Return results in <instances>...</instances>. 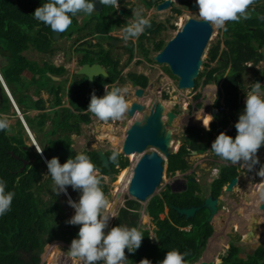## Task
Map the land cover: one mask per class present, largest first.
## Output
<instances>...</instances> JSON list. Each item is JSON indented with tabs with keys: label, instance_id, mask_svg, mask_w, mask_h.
Segmentation results:
<instances>
[{
	"label": "trees",
	"instance_id": "obj_1",
	"mask_svg": "<svg viewBox=\"0 0 264 264\" xmlns=\"http://www.w3.org/2000/svg\"><path fill=\"white\" fill-rule=\"evenodd\" d=\"M156 1L159 0H149L147 6H152ZM45 2L47 0H0V54L2 56L0 73L27 125L43 149V153L47 159H51V146L64 147L71 144L73 139L70 136L80 134L81 123L90 121L88 113L83 110L88 107L91 94L94 92L99 97V93L88 87L84 79L83 81L73 79L75 83L69 84L67 88V92L71 96L68 107L63 105L62 101L65 94H62L65 92L63 85L68 82V79H63L56 84L48 85V91L51 94L49 109L45 106V98L34 99L28 93V89L32 85H37L38 81H41V77L37 78V74L50 79V76L47 73L45 75V72L53 75H62L66 72L62 65L56 66L48 61L40 65L24 54L29 49L44 54H51L55 51L52 30L34 19L32 15L34 10ZM129 11L130 9H128V13ZM117 12L118 10L102 5L101 11L97 13L101 17L100 21L95 24L94 30L99 32L101 38H106L112 29L120 26L121 22L116 17ZM174 12L176 15L181 14L180 9H174ZM113 16L116 18L113 19ZM260 16H264V1L262 0H258L251 19L241 20L238 23L226 22L227 30H222L224 49L220 51V41L210 48L208 58L204 62V71L199 74V78L195 79L194 90L201 86L200 91L195 96L197 101L190 106L199 109L202 106V101L206 98V94L211 88L213 89L212 85L215 84L214 88H217L216 100L207 114L212 115L214 119L210 123V130H205L202 119L197 126L188 127L189 137H186L177 152L170 153L168 156L167 171L171 174H175L176 171L186 172L190 168L187 159L184 158L188 147L197 150L199 153L209 151L212 141L221 132L235 138L236 129L234 125L238 117L230 115L234 120V125L231 132L226 131L225 128L230 116L221 108L218 101L223 96L224 105L228 109H238L239 93L244 89L243 73L246 71L247 62L256 65L264 59V54L260 51L264 46V20L260 19ZM150 20L151 28L145 30V33L138 38L136 45L130 41L128 62L135 56V48L140 50L145 59L149 58L148 49L144 45L149 39L147 35L154 36L164 29L162 22L153 18ZM73 22H77L76 17H73ZM68 32L62 33L61 37ZM164 44V40L160 39L155 43L154 48L160 50ZM98 57L104 64H106L105 60L110 62L112 70L115 71L114 76L109 77L106 82L118 78L121 71L115 66L119 61H109V52L105 50L101 54L98 52ZM215 61L217 64L210 67ZM39 66L44 68L41 70ZM202 77L203 80L200 82ZM256 77L257 79H264V66ZM127 79L137 88H144L148 83L147 76L136 72H128ZM36 85L34 92L35 95H39L42 88ZM0 93V118H3V114L9 112L12 104L2 88H0ZM33 110L38 112L35 115H30ZM52 112L54 117L51 116ZM13 114L16 115L15 112ZM48 120H51L53 124L52 128L48 130L51 135L45 131ZM10 128V131H0V180L6 181V191L14 192L15 196L11 211L0 216V264H38L45 245L59 239L71 243L72 239L78 238L79 227L66 223L67 219L63 214L64 210L58 195L53 192L54 184L51 177L46 176L45 180L43 179L44 173L47 174L48 170L40 154L36 153L35 160L30 161L29 150H32V147L26 145L23 139V124L17 116L16 123L10 125ZM46 135L50 137L44 139ZM113 151L110 149L106 153L110 156ZM82 153L89 156L96 168L106 175L115 174L128 165V159L122 153L119 157V167L111 164L109 169L101 166L97 150L84 149ZM128 157L133 162V156L130 153ZM58 159L61 164L66 162L65 158ZM130 169H132L131 164L122 169L119 175L127 174ZM236 175H238L237 166H222L218 177L211 182L210 193L219 196L223 186ZM193 177V173L186 175L187 188L185 190L174 192L167 186L161 193L153 195L148 200L144 212L152 219V226H140L139 224L141 201L133 199L125 201L126 206L119 209L115 226L136 227L144 234L141 246L135 253L125 249V257L128 259L125 264H139L141 259H148L152 264H158L164 259L166 252L172 250L182 254L187 253L184 258L185 264H199V259L205 251L207 239L214 233L212 224L206 221L209 211L206 208H201L193 217L186 219L184 216H179L173 207H188L200 205L203 202L204 195L200 183L192 180ZM35 180L37 187L31 191ZM101 186L106 193L108 187L103 183ZM68 190L71 197L76 201L80 192L73 190L72 187ZM262 190H264L263 182H256L251 189L256 193L255 199L259 202ZM117 191L125 200L127 194L124 189L118 186L115 188L116 193ZM44 196L48 198L44 199ZM112 198L113 195L110 194V198L107 200ZM116 204L120 206L118 202ZM260 204L262 203L260 202ZM165 208H168V212L161 216ZM247 218L237 220L232 225L231 234H236L238 238L246 236V233L251 231L247 228L248 224L246 225L249 222ZM150 234H154L158 240L150 238ZM254 235L252 234V237ZM241 253V247L231 242L220 251L219 260L222 261L221 264L264 263V248L262 247L256 248L254 253L247 255L246 258H243ZM55 254L52 256L51 264H55L59 259ZM69 259L74 262L72 258Z\"/></svg>",
	"mask_w": 264,
	"mask_h": 264
},
{
	"label": "clouds",
	"instance_id": "obj_2",
	"mask_svg": "<svg viewBox=\"0 0 264 264\" xmlns=\"http://www.w3.org/2000/svg\"><path fill=\"white\" fill-rule=\"evenodd\" d=\"M99 3L104 7L105 6L110 7L113 10H118L120 6L119 0H99ZM173 3L174 1H172L170 7H172ZM257 3L258 0H196V4L198 6L199 18L202 21H205L208 24H210V26L214 27L216 30H225V31L227 30L226 22L238 23L241 20L251 19L252 13L255 12V6L257 5ZM95 11L96 10L94 8V4L92 3V0H47V2L37 7L32 13V15L34 19L50 27L52 33L53 32L60 33L61 36L62 33L67 31L69 27L72 25L73 17H76L77 24L79 23L78 22L79 16L85 19L84 24L82 25L84 26L86 20L88 21L92 20V22L94 21L91 15ZM132 17H134V19H131L128 22H126L123 27L120 25L112 29L108 33V36L110 38H113V41L117 40L111 34V32L120 28L119 31L120 39L127 43L129 41L138 39L142 34L145 33V30L147 28H151L152 26L151 20L144 16V10L142 8H137L135 10H132ZM259 18L264 20V16H260ZM95 24H93L92 30L95 36H97L99 32H96L94 30ZM82 26L80 25V27ZM72 33L73 31L70 34ZM86 36L87 35L83 34V37ZM108 36H106L105 39H109ZM54 40L56 41V39ZM142 58L145 57L142 56ZM247 64H252V63L247 62ZM54 65L63 66V64H59V65L54 64ZM248 67H251V65H249ZM144 75L146 76V74ZM54 76H60L62 78L61 75H54ZM118 78H122V75H119ZM63 79L65 78H62L60 80H56V79L53 80H55L56 82H60ZM65 85L69 86V81ZM67 88L65 90L66 92L65 95H67L68 98H63L62 101H63V105H67L69 107L68 102L71 96L69 92H67ZM137 89L138 88L136 87L135 91ZM145 90L146 87H144V92ZM127 92H128L127 88H120V87H115L110 91L105 89V93L102 97H97L93 92L91 94L90 102L88 104L86 112H90L91 114L94 115V117H96L101 122L120 121L125 118V116L129 113L132 107V105L126 99ZM213 92H214V97L211 100L212 106L214 105L216 100L217 88H215V91ZM207 97L208 95L206 96V98ZM224 101H225L224 97L222 96L221 98H219L218 102L220 103L221 108L225 110L226 114L229 116L230 115L237 116L235 115V111L240 108L236 110L228 109L224 105ZM239 104L242 105L241 92L239 93ZM201 107L203 108V105ZM201 107L199 109H201ZM47 108L49 109V106ZM15 109H16L15 112L17 118H19L21 122L24 121L23 123H26L21 111L20 113L22 114V118L19 116L17 112V109H19L18 106ZM193 109L196 108L194 107ZM35 111L38 112L37 110ZM83 111L85 112V109ZM206 116L207 119L206 120L202 119V124L205 130H210L209 126L211 121L214 119V117L212 115H206ZM237 117L238 120L234 125V120L230 116L228 118L229 122L225 128L226 131L231 132L234 125L236 129L235 138L226 135L224 132H221L212 141L211 148L209 149V151L199 153L197 150H193L190 149V147H188V151L186 152L185 156L188 157L186 159L188 161L189 167L192 168L193 171L190 170L189 168L186 172L176 171L175 174L186 173V175H190L193 173L194 177L192 178V180H196L197 182L200 183V172H198L196 168L197 166H202L203 163L204 164L206 163L201 162V160H198V162H196V160H193L194 157L191 154L193 153L195 155H203V154H208L209 152H212L221 160L227 162L226 164H222L221 166L214 165L212 166L211 169H209L208 171L209 172L208 175L210 178L208 179L209 190H210L211 182L218 177L220 168L222 166L240 165L251 171L253 166L259 163L257 152L260 149V147L264 145V86H262L259 82H253L251 84L250 90L247 93H245L244 109L243 112L239 114V116ZM139 122L143 124V120ZM230 122L232 125L228 126ZM82 125H85V123L84 122L81 123V127ZM10 130L11 128L8 118L6 116L0 118V131H10ZM27 134L29 135L28 132ZM76 135L77 134H72L71 137L73 138ZM183 143L184 141H182L180 145H178L177 149H173V150L177 152ZM71 144H73V142ZM170 147H171L170 153H172L173 152L172 148H174V146L172 145ZM35 150L39 154L43 152V149L38 151L36 147ZM103 150L106 152L108 149H103ZM81 151L83 152V149ZM121 153L123 154V152L120 150H114L112 154L108 156L107 158L108 161L111 164H114L117 167H119V157ZM127 155L128 154H123V156L125 157ZM167 159L168 157L166 158V160ZM208 162L209 161H207V163ZM45 165L47 166V170H48L47 176L51 177L54 184V188H53L54 193H56L57 195H59L61 192L66 193L67 186H71L73 190L80 192V197L78 202L74 201V199H72L73 201L71 199L68 200V204L70 207L74 209L75 214L69 220L66 221L67 224L80 225L79 231L77 233L78 238L72 239L70 246L67 250L71 258L74 260L75 264H125V262L128 260L125 257V249H127L128 252L135 253V251L141 246L144 234L136 227L128 228L126 226L117 225L109 229L108 227L109 220L111 218H116V217L105 211L109 209L110 203L106 199L105 193L102 190L101 183L105 184L109 189L108 184L105 183V177L110 175H106L102 173L99 169H97L96 166L92 163L90 157L84 153H76V155L73 158L67 159L66 162H64L63 164L59 162L58 157H52L51 159L46 160ZM128 166H130L129 161L126 167ZM124 168H121L117 173H115L116 176ZM194 173H197V176H195ZM257 174L261 177H264V167H262ZM234 177H238V176L236 175ZM226 185L223 186L222 193L223 191H225V193H233L234 189L237 186V183L234 185L233 191H226L225 190ZM6 188H7L6 181L0 180V216H3L11 211L12 201L15 196L14 192L6 191ZM186 188H187V179L184 180L183 186L171 190L177 192V191H183ZM222 193L218 196L219 209L221 202L220 196L222 195ZM209 194H203V195L204 197H206ZM222 200L224 199L222 198ZM225 200L226 203L225 206H223V209H226L228 211L230 206L232 205L234 206V201L229 197V195L228 197L225 198ZM260 202L264 203V190H262L260 193ZM233 211H235V209ZM228 213L230 214L231 211L229 210ZM240 216L241 215H239L238 217ZM106 229L107 231H105ZM213 234H215V232ZM149 237L158 240L154 234H150ZM186 255L187 253L182 254L176 250L167 251L164 259L159 261L158 264H185L184 258ZM201 257L199 259V264L201 263ZM217 260L216 258H214L213 260H211L210 264L222 263V261L219 260V255ZM139 264H152V262L148 259H141Z\"/></svg>",
	"mask_w": 264,
	"mask_h": 264
},
{
	"label": "rangeland",
	"instance_id": "obj_3",
	"mask_svg": "<svg viewBox=\"0 0 264 264\" xmlns=\"http://www.w3.org/2000/svg\"><path fill=\"white\" fill-rule=\"evenodd\" d=\"M172 1H174V0H172ZM183 1L184 0H176V1H174V5H172V7L168 8L166 10H160V11L156 10V4L158 2L155 3L154 6H152V7L149 6L148 8L146 7L147 3L145 1H144V3H146V6H145V4L142 3V1L138 0L136 2L135 8L132 10H135L137 8H142L144 10V16L146 18H149V19L153 18L156 21H160V22H162L161 24L164 26V29L160 30L154 36L151 34L147 35V37L149 39L146 40L144 45L148 49L149 58L146 61L144 60V58H142L140 50L138 48H135V56L132 57V59L128 62L129 51L127 50V47L130 45V41L127 43L122 41V42L118 43L117 45H115V47L114 46L111 47L109 45L107 46V49H109L110 55L113 57V59H116L119 61V69L118 70L121 71L120 75H122V78H119L120 79L119 80V86H120V88H127L128 89L126 99L129 103H131V101H133L137 97H136V91H135L136 87L127 79L126 74L128 72H142V73L146 74V76L148 78V83H147L146 90L144 93H145V95L151 94L153 96V98H156V102H158L160 100L163 102L164 99L169 100L173 96L176 103L173 106V108H170V107L169 108L172 109V111H174L175 113H177L183 119V122H182V126L180 128H176L173 130L172 137L175 140V146H174V148H172V150L177 149L178 145H180V143L182 141H185L186 137L187 138L189 137L188 127L197 126L199 124V121L201 119H206V117H207L206 115L208 114L207 113L208 111H205L202 107H201V109H193L190 106V105H193L197 101L195 96L200 91L201 86H198V88L196 90L188 89L189 91H185V92H183V89L179 90L178 84H177L178 78H176V76H174L168 70V68L165 64L158 63V62L153 60V56L158 52L154 48L155 43L160 39H162V40H164V42H166L176 33V31L180 27V25H178L179 18L184 20V21L188 17H194V18L200 19L198 16V9L197 10H191L189 7L190 3L191 2L196 3V0H188L187 4L184 3ZM262 1H264V0H262ZM174 9H180L181 14L176 15V13L174 12ZM97 13H99V11H95L91 15V17L94 19V21L92 22V20L91 21L86 20L84 26H82V25L84 24L85 19H83L79 16L78 17V22H79L78 24L79 25L77 24V22L76 23L73 22L72 25L69 27V29L65 32H68L69 30L70 31L68 33H66L65 36H62V37L59 36L56 39L55 43L53 44V47H55V51L52 52L50 55L46 54V53L44 54V53L37 52L34 49H29L28 51H25L24 54L30 60H32L35 63L40 64V65L45 61L54 62L57 65L64 64L67 67L68 71H66L61 76H63V78L67 77L69 80H71L74 77V76L71 77L73 70L77 69V67H78L77 62L75 61L76 55L74 54V52H76V48L79 47V44H81L80 39L83 38V34L87 35L86 37H89L91 39H98V36H93L94 32L92 30L93 24H95V22L97 23L98 21H100L101 15L100 14L97 15ZM131 14H132V12H131ZM80 25L82 27H80ZM84 28H86V29H84ZM119 30L118 29L114 30L111 32V34L115 35L117 33V31H119ZM72 31L74 34L72 37H69V34ZM78 32H79V34H78ZM77 35H78V37H77ZM222 35H223L222 30H216L213 27V32L211 34L210 40H209V42H208V44H207L206 48L204 49V52L201 56L202 59L204 60V62L208 58V52H209L210 48L213 45H216L218 41H220V45H219L220 51L225 48V46L222 42V40H223ZM102 41L104 44H107V42H108V41L106 42L105 38H102ZM52 43H53V41H52ZM134 44L136 45V43H134ZM84 48H85V45L83 47L80 46L78 48V53L83 54ZM260 51L264 54V46L260 49ZM102 52H103L102 46L99 45V53L101 54ZM216 64H217V62L215 61L211 64L210 67L215 66ZM249 65H251V67H248ZM263 66H264V59L261 60L260 62H258L256 65L247 64L246 71H245V73H243L244 89L241 90L242 105L239 104L240 109L235 111V115L239 116V114H241L243 112L245 93H247L250 90L251 84L253 82H256V79H257L256 75L263 68ZM39 68L42 70L44 67L39 66ZM204 68H205L204 65L201 66V69H200L201 72L204 71ZM46 73L47 72H45V75H46ZM160 73H162V75H160ZM165 76H167V80L169 79L168 81L163 79ZM37 77H41V81H38V84L37 85L35 84V85L38 87H41L42 88L41 90H43L44 92L42 93V91H41L39 95H35V92H34L35 85H32L28 89V93L31 94L34 99H37L38 97H42V98L44 97L45 101H46L45 106L48 107V106H50V102H51L50 101L51 95L49 96V94H48L49 93L48 85L49 84H56L57 82L55 80H53L52 77H50V79H49L48 77H45L43 75L39 76V74H37ZM202 80H203V77L199 81L202 82ZM214 85H212L213 89L211 88L209 90V92L215 91ZM261 85L264 86V81L261 83ZM67 87H68L67 85H63L64 90H66ZM64 93L66 94V92H62V94H64ZM65 94H64L63 98H68V96ZM175 95H176V99H175ZM207 95L208 94H206V96ZM138 101L140 103H144L145 99H144V97H141L140 100H138ZM202 103H204V101H202ZM15 111H16V109L11 106L9 112L3 114L4 117L6 116L8 118L11 126L16 123V115L13 114V112H15ZM36 113L37 112L34 110L32 113H30V115H35ZM51 116L54 117L53 112H52ZM90 116H91L90 118H92V121L89 123H86L85 125H82L81 133L77 134V137L72 138V139H74L73 143H74V146L77 149V151H81L82 149L83 150L84 149L97 150V148L98 149H108V150L112 149V150H120L121 151V149H119L118 146H113L112 142L109 141L107 134L110 133V134H113L116 136H118V135L121 136L123 133V129H125L126 124L128 122L127 120L129 119L130 116L127 114L124 119H122L120 121H114V123H113V121H109V123L100 122L96 117H94L93 114H91ZM131 118L133 121L135 119V116H133ZM23 122L24 121H22L21 123H23ZM118 124H119V126H118ZM109 125L113 126L112 131L108 129ZM231 125L232 124L230 122L228 126H231ZM52 126H53V124H52L51 120H48L46 122V129H45V131H47L46 133H48V130H50L52 128ZM17 128L19 129V127H17ZM23 129H24V133H25L24 134L22 132L23 139H24L26 145H28V146L31 145V147H32V150H29V152H30L29 156H30V161L33 162L34 159L32 157L34 156V154L37 153V151L35 150L36 153L34 152L35 147H33L32 140H31L30 136L27 134V131H26L24 125H23ZM48 134L51 135L50 133H48ZM33 135H34V133H33ZM34 137H35V135H34ZM47 137L49 138L50 136L46 135V137L44 139H46ZM179 141H180V143H179ZM152 149L156 150L154 148H150V150H152ZM172 153H175V150H173ZM130 154L133 156V162L131 161V158L128 157V155L126 157L132 166L131 173H127L124 175H119V173H118L117 176L115 174V175H110V176L105 177V183L108 184L109 189H110V190L108 189V191L105 193L106 199L110 198V194L114 192L115 196L118 197L120 201H123L122 195L120 193L118 194V191H117V193L114 191L115 188L120 186V185L124 186L125 192L127 194L125 196L124 204L121 202L119 203L120 206H118L116 203L113 204V208L114 209L117 208L116 212L113 211L114 209L110 208V210H112L110 214L114 215L116 218H111L109 220V225H108L109 229L116 225L119 209L126 206V202H125L126 200L133 199L135 201H139L135 198L128 196L130 194V192H129L130 181L126 179V176L131 175V177H132L133 168L136 165L135 155L132 152ZM191 155L194 157L193 160H196V162H198V160H201V162L206 163V164L203 163L202 166H197L196 170L198 172H200V183H201L200 187H201L203 194H209L210 193L209 183H208V179H210L209 175H208L209 169H211L212 166H214V165L221 166L222 164H226L227 162L224 160H221L219 157H217L212 152H209L208 154H203V155H195L192 153ZM139 156H140V158L142 157L140 153H139ZM35 157H36V155H35ZM257 157H258L259 163L254 165L253 168L251 169V171H249L248 169H246L240 165L237 166V169L238 168L239 169H238V175H237L238 176V182H237L236 188L234 189L233 193H225V191H223L222 195L220 196V201H221L220 202V209L221 210L219 209L218 213L213 217V219L211 221L213 228L215 227V229H214L215 234H213L211 236V238L209 237L207 239L206 247H205V254L207 256L211 255V257H209V258L210 259L212 258V260L214 258H216L218 255H220L219 254L220 251L225 249V246L228 243H231V242L235 243V245H237L239 247H241V245L243 244L242 243L241 245H239L242 242V238H238L236 236V234H231L232 226H225V224H224L229 219H231V222L234 221L236 219L235 217L238 215L237 211H233L235 209V207L233 205L229 207L230 211L232 210L233 213L231 212L229 214L228 213L229 210L227 211L226 209H223V206H225V203H226L225 198L228 197V195L234 201V203H240V211H242V214L239 217L240 219H242L246 216H249V215L252 216V217L247 218L249 220V222L246 223V225L248 224L247 225L248 229H250V226H249L250 225L249 223L251 220L250 218H252V220H253V216L254 217L259 216L262 218V222L258 225V227L254 231H252V230L250 231L252 234H255V235L253 237H251V239H248V241L249 240H252V241L256 240L258 234L264 229L263 228V226H264V217H263L264 210L262 207L261 208L258 207L259 210H256L258 208L255 209L254 206H257L259 201L255 199L256 193L251 191L254 184L257 181H260V179H261V176H259L257 173L259 172V170L262 167H264V145H262L260 147V149L258 150ZM184 158H188V157L184 156ZM163 159L164 160H163L162 176H161L160 180L157 182L155 191L152 193V195L149 198L141 201V208L139 211V213H140V221H139L140 226H149V225L152 226L153 225L152 219L149 217V215H147L144 212L145 207L147 205L146 204L147 201L153 195L161 193L163 190H165V188L167 186H169V188H171L172 190L180 188L181 186H183L184 180L187 179L186 173L185 174L176 173L175 175H173L170 172H168L167 171V160H166V158H163ZM189 159H190V157H189ZM207 161H209V162L207 163ZM190 170L193 171L192 168H190ZM194 174H195V176H197V173H194ZM43 176H44L43 179L45 180L47 174L44 173ZM249 184H250V187H249ZM113 186H114V188H113ZM69 188H71V187L67 186V188H66V190L68 192H69V190H68ZM115 196H114L115 201H118ZM57 197H58L59 202H60V204L64 210L63 214H64L65 218L67 220H69L75 214L74 209L72 207H70L68 204L69 199L67 198V196L65 195L64 192H61ZM79 197H80L79 195H78V197H76V202H78ZM47 198H48L47 196H44V199H47ZM222 198L224 200H222ZM144 202H145V204H144ZM247 202H249V204ZM250 204H252L254 206H252ZM105 211L107 212L108 209ZM167 212H168V208H165V211L163 214H161V216L166 215ZM144 213L146 214V216H144ZM231 214H232V216H231ZM76 226L80 227V225H76ZM126 227L129 228V226H126ZM224 229H226L227 231ZM105 231H107V229ZM234 233H235V231H234ZM252 241H249V242H252ZM69 246H70V243L65 242L64 240H60V239L50 242L49 244L44 246V250L41 253V259H40V262L38 264H51L52 256L54 253H56L55 255H57L58 258H60L61 263L64 262V264H75V262H73L69 259V258H71V256L69 255V253L67 251ZM214 246H216V247H214ZM242 246H243V248L250 247L249 245H242ZM262 248H264V247H262ZM241 249H242V247H241ZM205 254L201 257V263L210 264V263H208V261H210V260L204 258ZM202 258H204V259L202 260Z\"/></svg>",
	"mask_w": 264,
	"mask_h": 264
},
{
	"label": "water",
	"instance_id": "obj_4",
	"mask_svg": "<svg viewBox=\"0 0 264 264\" xmlns=\"http://www.w3.org/2000/svg\"><path fill=\"white\" fill-rule=\"evenodd\" d=\"M186 1V0H184ZM96 11H100L102 5L99 0H92ZM171 0H162L156 5L157 10H164L171 6ZM191 10H197L198 6L195 2H191L189 5ZM122 12V11H121ZM213 27L201 19L188 17L183 25L176 31V33L166 41L164 46L153 56V60L165 64L168 70L178 78L177 84L179 89H194L195 79L198 78L201 72V66L204 64L202 54L206 48ZM60 33L53 32V39H57ZM117 41V40H114ZM2 58L0 54V59ZM77 74L87 77L88 87L94 88L93 79L95 76L102 75L107 78L108 73L100 63H83L77 69ZM53 79L60 80V76H54L47 72ZM264 81L262 78H258L256 82L260 84ZM116 87V86H115ZM114 87V88H115ZM0 88H2L9 97L14 108L17 104L12 97V94L7 87L1 73H0ZM144 88H138L137 94L142 96ZM1 95V93H0ZM214 92H210L208 97L203 103V108L208 111L212 106V98ZM132 105L128 115L133 117L136 113L144 112L145 105L140 103L138 99L131 101ZM143 120V124L139 121ZM135 119L126 131L124 141L122 143L121 151L123 154H129L131 152L140 153L142 157L137 161L133 168L132 177L129 184V197L137 200H146L155 191L157 182L160 180L163 171V158H167L171 152L169 146L170 139H173L172 134L174 128H180L182 118L174 111L170 110L164 115V106L161 101L155 102L154 107L150 113L144 114L142 119ZM25 129L29 133V136L34 143L38 151L41 150L38 142L34 138L33 133L28 128L26 123H23ZM149 148H154L156 151H147ZM145 152V153H144ZM196 152V151H194ZM76 153H82L77 151L74 144H69L64 147L51 146L50 156L65 158H73ZM161 153V154H160ZM43 162L46 164L47 157L42 152L40 153ZM97 154L101 161V166L106 169L110 168V162L108 161V155L103 149H98ZM238 177H232L227 183L225 190L233 191L234 185L237 183ZM37 187V181L33 182L31 191H34ZM185 188V186H184ZM119 194V193H118ZM65 195L68 199L72 198L69 192L66 190ZM73 201V200H72ZM264 210V203L261 204ZM179 216H184L186 219L193 217L195 213L201 208H206L209 214L206 218L207 222H211L213 217L219 211V197H215L211 194L204 197L203 202L200 205H191L188 207H176L173 206ZM119 209V208H118ZM252 233H246L245 238L251 239Z\"/></svg>",
	"mask_w": 264,
	"mask_h": 264
},
{
	"label": "flooded vegetation",
	"instance_id": "obj_5",
	"mask_svg": "<svg viewBox=\"0 0 264 264\" xmlns=\"http://www.w3.org/2000/svg\"><path fill=\"white\" fill-rule=\"evenodd\" d=\"M126 1V0H125ZM139 1H141V0H139ZM184 3H188V0L187 1H183ZM142 3L143 4H145L146 5V3H144V1L142 0ZM155 3H157V1L155 2ZM155 3L153 4V5H155ZM127 5H128V0H127ZM152 5V6H153ZM157 5V4H156ZM173 5H174V3H173ZM117 17H119V15L117 16ZM120 29V28H119ZM118 29V30H119ZM118 32V31H117ZM73 34L74 33H72V34H70L69 35V37H72L73 36ZM99 34H97V36H98ZM93 36H95V34H93ZM106 40V39H105ZM108 41V42H107ZM106 42H107V44H104L103 43V41H102V38L100 37V35L98 36V39H91V38H89V37H83V38H81L80 39V43L81 44H79V47L80 46H84L85 45V50H84V53L83 54H80V53H78V51L77 52H74V54L76 55V59H75V61L77 62V64H78V66H80L81 64H83V63H85V62H87V63H100L103 67H104V69L106 70V72L108 73V76H107V78H104L102 75H98V76H95L94 77V79H93V82H94V88H92V89H95V92L96 93H99V97H102L103 95H104V93H105V89L106 90H108V91H110V90H112L115 86L116 87H120L119 86V78H116L114 81H111V82H106L107 80H108V78L110 77V78H112L113 76H114V70H112V66H111V64H109L110 62H107L106 60H105V62H106V64H104L102 61H101V59L98 57V52H99V45H101L102 46V50H105V51H108L109 52V49H107V46L109 45V46H111V47H115V44H112V40H109V39H107L106 40ZM105 45V46H104ZM117 45V44H116ZM127 50H128V47H127ZM157 51H159V50H157ZM109 56H110V58H108V60L109 61H116V59H113V57L110 55V52H109ZM144 60L146 61L147 59H145L144 58ZM53 64H55L54 62H52ZM63 66H64V68L66 69V71H68V69H67V67L63 64ZM115 68H118L119 69V62H118V64L115 66ZM77 69H78V67H77ZM77 70L75 69V70H73V72H72V74H71V77H73L71 80H69L67 77L65 78V79H68V81H69V84L71 85V84H74L75 83V81L73 80V79H76V81L77 80H82L83 81V79L87 82V84H88V81H87V77L86 76H84V75H80V74H77V72H76ZM136 73H138V74H143L144 75V73H142V72H136ZM128 74V73H127ZM127 74H126V76H127ZM134 85V84H133ZM135 86V85H134ZM135 100V99H134ZM86 110H87V108L85 109V112H86ZM88 113V115H89V117H90V115H91V113L90 112H87ZM92 120L90 119V121L89 122H91ZM88 122V123H89ZM101 122V121H100ZM107 123H109V122H107ZM86 124V123H85ZM74 144V143H73ZM111 164V163H110ZM110 190V189H109ZM240 218L239 217H237L236 219H235V222L237 221V220H239ZM244 219H246V217H244Z\"/></svg>",
	"mask_w": 264,
	"mask_h": 264
},
{
	"label": "bare ground",
	"instance_id": "obj_6",
	"mask_svg": "<svg viewBox=\"0 0 264 264\" xmlns=\"http://www.w3.org/2000/svg\"><path fill=\"white\" fill-rule=\"evenodd\" d=\"M174 1H176V0H174ZM183 23H184V20H182V19H180L179 18V22H178V25H180V26H182L183 25ZM160 69V68H159ZM160 71V70H159ZM160 75H162V73H160ZM153 78V77H152ZM163 79H165V80H167V76H165ZM169 80V79H168ZM167 80V81H168ZM112 83V82H111ZM159 87V86H158ZM180 90V89H179ZM185 91H189L188 89H184L183 90V92H185ZM182 92V91H181ZM134 96V95H133ZM137 98L136 99H138V100H140V98L141 97H144V99H145V102L143 103L144 105H145V111L144 112H142V113H140V112H138V113H136L134 116H135V119H142L143 118V115L144 114H147V113H150L151 111H152V109H153V107H154V104H155V102H156V98H153V96L151 95V94H148V95H145V93H144V95H142V96H140V95H138L137 94V96H136ZM175 99H176V95H175ZM161 101V100H160ZM162 102V101H161ZM163 106H164V115H166L167 114V112L169 111V109L170 108H173V106L175 105V103H176V101L174 100V98H173V96L171 97V99H164L163 100ZM148 107V108H147ZM170 107V108H169ZM170 110H172V109H170ZM179 111V110H178ZM134 119V120H135ZM134 120L132 121V118L131 117H129V119L127 120L128 122H127V124H126V127H125V129H123V133H122V135L121 136H116V135H113V134H107V136H108V139H109V141L110 142H112V144H113V146H118L119 147V149H122V143H123V141H124V138H125V135H126V131H127V128L131 125V124H133L134 123ZM132 121V122H131ZM114 123V122H113ZM118 126H119V124H118ZM104 127V126H103ZM112 127L113 126H108V129L109 130H111L112 131ZM118 128V127H117ZM104 130V129H103ZM122 130V129H121ZM107 131V130H106ZM102 132V131H101ZM108 133V132H107ZM106 134V133H105ZM118 134V133H117ZM102 136V135H101ZM99 139V138H98ZM175 140L173 141V139H170V141H169V146H175ZM33 143V142H32ZM33 146H35L34 145V143H33ZM112 147V146H111ZM149 151H156V150H150V148L148 149V152ZM134 155H135V158H136V163H137V161L140 159V156H139V153H135V152H132ZM145 153V152H144ZM158 153V152H157ZM143 154V153H142ZM142 154H141V156H142ZM133 164V163H132ZM131 168H132V166H131ZM128 173H131V169H130V171L128 172ZM129 178V179H128ZM126 179L127 180H131V175L130 176H126ZM257 182H263L264 183V177H261V179H260V181H257ZM250 183V182H249ZM249 187H250V184H249ZM246 191V190H245ZM247 192V191H246ZM226 202V201H225ZM248 204H249V202H247ZM239 206V209H236L235 208V211H237L238 212V215L235 217V218H237L239 215H241L242 214V211H240V205H238ZM230 210V209H229ZM227 212V211H226ZM231 212H232V210H231ZM233 213V212H232ZM220 217V216H219ZM218 217V218H219ZM247 217H252V216H246V218ZM234 218V217H233ZM234 218V219H235ZM250 219H252V218H250ZM227 220V219H226ZM262 222V218L261 217H259V216H253V220L249 223L250 225V229L252 230V231H254L257 227H258V225L260 224ZM235 223V220L234 221H232L231 222V219H229L226 223H224L225 224V226H232L233 224ZM224 230H226V229H224ZM227 231V230H226ZM211 238V237H210ZM224 238V237H223ZM214 239V238H213ZM222 241V240H221ZM214 247H216V246H214ZM208 248V247H207ZM212 250V249H211ZM212 259V258H211ZM205 261V260H204ZM203 261V262H204ZM57 264H60V261H58V263Z\"/></svg>",
	"mask_w": 264,
	"mask_h": 264
},
{
	"label": "crops",
	"instance_id": "obj_7",
	"mask_svg": "<svg viewBox=\"0 0 264 264\" xmlns=\"http://www.w3.org/2000/svg\"><path fill=\"white\" fill-rule=\"evenodd\" d=\"M138 0H128V5H127V0L125 1V0H119V9H118V12L116 13V17L119 15V17L117 18L121 23H120V25L123 27L124 25H125V23L126 22H128L129 20H131V19H133L134 17H132V14H131V12H132V9H134L135 8V4H136V2H137ZM149 0H146L145 2L147 3ZM133 6V7H132ZM146 6V5H145ZM147 8H148V6H146ZM128 9H130V11H129V13H128ZM122 11V12H121ZM124 11H126L125 13H124ZM112 17V16H111ZM116 17H114L113 16V19H115ZM120 31V30H119ZM119 31L115 34V35H113L116 39H117V41H113V38H110L109 37V40H112V44H118V43H120V42H122L123 40H121L120 39V36H119ZM107 40V39H106ZM137 40L138 39H135V40H132L134 43H136L137 42ZM77 52V51H76ZM62 78H63V76H62ZM61 78V79H62ZM42 91V93L44 92L43 90H41ZM48 93V92H47ZM49 94V93H48ZM51 94H49V96H50ZM44 98V97H43ZM33 111H31V113H32ZM74 137H77V135L76 136H74ZM175 143V142H174ZM31 146V145H30ZM34 152H35V149H34ZM36 153V152H35ZM34 160H35V154H34V156L32 157ZM121 186V185H120ZM123 189H124V186H121ZM113 188H114V186H113ZM115 191V190H114ZM124 191H125V189H124ZM126 193V192H125ZM112 195H113V198L112 199H110L109 200V203H110V207H109V209H108V211H107V213H111V211L112 210H110V208H112V209H114L113 208V204L114 203H116V202H118V203H123L124 202V200L123 201H120L119 200V198L118 197H116L115 196V194H114V192L113 193H111ZM114 196L116 197V199L118 200V201H115V199H114ZM122 198H123V196H122ZM144 204H145V202H144ZM238 205H240V203H234V207L236 208V209H239V206ZM250 205H252V204H250ZM252 206H254V205H252ZM255 207V209L256 208H258V207H262L261 206V204H260V202L258 203V205L257 206H254ZM116 210H117V208L116 209H114L113 211H115L116 212ZM256 210H259V208L258 209H256ZM114 212V213H115ZM144 216H146V214L144 213ZM232 216V215H231ZM251 216V215H250ZM263 217H264V215H263ZM263 228H264V226H263ZM214 229H215V227H214ZM248 242V243H247ZM243 243V244H242ZM249 245L250 247H245V248H243V246L242 245ZM239 245H241V247H242V253H241V255H242V257L243 258H246L247 257V255H250V254H253L254 253V251H255V249L256 248H258V247H264V229L258 234V236H257V239L256 240H254V241H252V242H249L246 238H245V236H243L242 237V242L239 244ZM204 254H205V251H204ZM203 254V255H204ZM217 256V255H216ZM209 257H211V255H206L205 254V256H204V258H206V259H208V260H210V261H208V263H211V260L212 259H210ZM204 258H202V260L204 259ZM217 258V257H216ZM58 261H60V258L57 260V262L55 263V264H57L58 263ZM207 261V260H206ZM64 262H62L61 263V261H60V264H63ZM200 264H207V263H200Z\"/></svg>",
	"mask_w": 264,
	"mask_h": 264
},
{
	"label": "built area",
	"instance_id": "obj_8",
	"mask_svg": "<svg viewBox=\"0 0 264 264\" xmlns=\"http://www.w3.org/2000/svg\"><path fill=\"white\" fill-rule=\"evenodd\" d=\"M17 112H18V114H19V116L22 118V114L20 113V110L19 109H17ZM92 119V118H91ZM264 264V263H263Z\"/></svg>",
	"mask_w": 264,
	"mask_h": 264
}]
</instances>
